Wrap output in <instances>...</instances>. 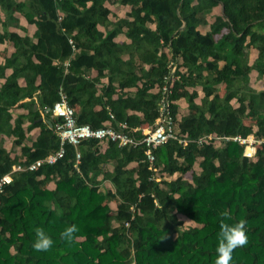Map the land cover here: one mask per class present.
<instances>
[{"label":"trees","instance_id":"trees-1","mask_svg":"<svg viewBox=\"0 0 264 264\" xmlns=\"http://www.w3.org/2000/svg\"><path fill=\"white\" fill-rule=\"evenodd\" d=\"M107 1L130 6L129 42L115 41L124 22L110 18ZM217 6L221 13L202 34L199 27ZM20 17L36 25L33 37L11 29ZM5 42L15 51L0 63V178L58 149L50 109L61 90L78 106L80 124L153 126L172 61L179 78L171 107L179 135L190 141H168L151 163L143 144L108 141L103 149L88 140L78 148L67 145L54 164L15 171L0 193V264H214L221 220L246 221L248 241L233 249L230 264H264V142L253 158L235 141L197 142L210 134L264 140V87L250 84L253 71L264 79V0H0V43ZM243 45L257 51L251 64ZM91 69L109 79L98 95L85 76ZM139 83L129 95L130 108L115 104L116 87ZM183 98L189 111L181 113ZM16 106L29 112L12 121ZM27 120L41 127L31 144L23 127ZM6 136L14 138L11 150ZM18 147L22 155L16 159L12 152ZM50 180L53 189L46 186ZM180 215L194 225L186 226ZM73 224L71 239L62 237ZM37 227L53 240L47 250L32 247Z\"/></svg>","mask_w":264,"mask_h":264},{"label":"built area","instance_id":"built-area-1","mask_svg":"<svg viewBox=\"0 0 264 264\" xmlns=\"http://www.w3.org/2000/svg\"><path fill=\"white\" fill-rule=\"evenodd\" d=\"M73 42V40H70ZM170 73L165 75V82L160 86L161 97L159 99V115L153 126L138 127L131 129L127 122H120L114 126L111 120L105 122L101 127H93L90 124H80L77 119V112L73 105L69 103L68 96L64 91H60V99L50 109L51 115L55 118L54 128L59 136V147L56 151L49 153L44 158H40L33 163L23 166L16 165L12 170L0 178V193L3 192L6 184L12 181V173L19 170H35L44 164H54L64 157L67 145L71 144L78 148L83 142L96 140L99 145L105 142H116L121 147H135L140 144L146 146L147 159L153 163L155 160V150L170 140H178L186 145L189 138L179 135L177 119L173 115L171 107V95L173 93L174 81L179 78L176 73L177 66L174 61L169 64ZM113 117V114H111ZM141 131V137H137L135 132ZM235 141L245 145V155L253 158L257 152L258 144L264 142L255 138L254 135L243 136L241 134L231 136H218L216 134L201 136L197 142L199 144L213 142L215 144ZM77 164L80 162L81 153L77 151Z\"/></svg>","mask_w":264,"mask_h":264},{"label":"crops","instance_id":"crops-1","mask_svg":"<svg viewBox=\"0 0 264 264\" xmlns=\"http://www.w3.org/2000/svg\"><path fill=\"white\" fill-rule=\"evenodd\" d=\"M105 5H107L108 7L111 8V14H110V18L114 21H117V20H122L124 22V28H123V31L120 32L118 34V36L115 38V41L119 42V43H126V42H129L130 41V38L128 37L127 35V31H128V28L127 26L125 25V22H129V21H133V17H131L129 15V12H130V6L128 5H122V7H126L127 9L125 11H119V8H116L117 10L112 9V7L110 6L111 3L110 2H106ZM221 13V7L220 6H217V7H214L212 12L210 13V15H208L207 19H208V23L206 25H202L199 27V31L202 33V34H205L207 31H209L211 29V24L214 20V17L216 14H220ZM151 27H154V24H152ZM12 30H14L15 32L19 33L20 35H29L31 37L34 36V33L36 31V25L35 24H31L29 23L24 17H20V23H19V26H16V27H11ZM100 29L102 31H105V28L103 26H100ZM166 50L168 51L169 49L166 48ZM15 51V48L14 46L12 45V43H9V42H5V43H0V63L3 64V62ZM242 55L244 57V60L246 62H248L249 64L253 63V61L255 60V58L257 57V51L252 48V47H247L246 45H243L242 46ZM127 58V56L125 57ZM68 64V61L65 62V66ZM149 65L148 64H145V68H148ZM66 72H67V69H65ZM12 73V69L11 68H8L6 70V74L7 75H10ZM257 72L253 71L251 73V77H250V84L254 87L253 83H251V80H252V74H254ZM86 78H88L92 83H94V86L95 88L97 89V95L102 92V90L105 88V86L108 84L109 82V79L107 76H102V77H99L98 76V71L96 69H91L88 73H86ZM5 79H2V81L4 82ZM259 80H262L264 81V79H259ZM19 83L21 85H26V81L24 78H20L19 79ZM142 84L139 83L138 86H130V87H127L125 89H121L119 87H116V92L113 94V98H114V101H115V104L117 106H121V107H125L126 109L130 108L131 107V104L132 102H129V95H133L139 86H141ZM264 87V86H263ZM257 88V87H256ZM262 88V87H260ZM191 91H193V88H190ZM156 91H158V87H155L153 89H151L149 91L150 94H153L155 93ZM197 91L199 93V98L196 99V101L198 103L201 102V97H203L204 95V92L202 90V88L199 86L197 88ZM224 91V85H221L220 87V93ZM89 92L92 93L93 92V88L90 87L89 89ZM106 99V98H105ZM236 102L234 101V104ZM179 105H180V110H181V113L182 112H187L189 111V107H188V103L186 101V99H182L179 101ZM237 105V103L235 104ZM99 109V107H97ZM110 109V108H109ZM76 110L78 111V106H76ZM29 112V109L28 108H25V107H20V106H16L14 107L13 109H11V114H12V121H14L16 119V117H18L19 115H26L27 113ZM42 119L46 120V116L45 114L42 112ZM55 119V118H54ZM56 120V119H55ZM46 121H48L51 125L52 123L47 119ZM107 122V121H106ZM31 122L29 120H27L24 124H23V127L25 128L26 130V135L28 136V138L31 139V141L29 142V144L32 143V141H34L38 135L40 134L41 132V127L40 126H34V127H31ZM14 138L12 137H7L6 136V140H5V147L9 150L12 149V142H13ZM104 149V147L106 146V142L103 143L101 145ZM20 155L21 154V150L19 149H16V151H13L12 152V156L16 159H19L20 158ZM109 168H112V166H109ZM104 184L106 186H109L111 188H113V185L111 183V181L109 180H105L104 181ZM46 186L50 189H53L55 188V182L53 180H50L46 183ZM114 204V203H112ZM111 204V205H112ZM113 207V205H112Z\"/></svg>","mask_w":264,"mask_h":264},{"label":"clouds","instance_id":"clouds-1","mask_svg":"<svg viewBox=\"0 0 264 264\" xmlns=\"http://www.w3.org/2000/svg\"><path fill=\"white\" fill-rule=\"evenodd\" d=\"M244 220H238L234 223H229L226 220H221L219 233L215 248L214 264H230L233 249L243 246L247 243L248 237L246 234ZM77 231L75 224L68 226L61 233V236L66 239H71L72 234ZM53 243L52 238L46 232L37 227L35 229V239L32 247L39 251L47 250Z\"/></svg>","mask_w":264,"mask_h":264},{"label":"rangeland","instance_id":"rangeland-1","mask_svg":"<svg viewBox=\"0 0 264 264\" xmlns=\"http://www.w3.org/2000/svg\"><path fill=\"white\" fill-rule=\"evenodd\" d=\"M110 6L112 7L113 11L114 9L117 10L116 8H119V11H125L127 9L126 7H122L121 4H111ZM252 77L253 78L251 80V83H253L254 87L260 88L264 86V81L259 80L256 73L252 74ZM112 205L113 207H115L114 204ZM180 218L184 221L186 226L194 225V223L191 220H189L187 217L180 215Z\"/></svg>","mask_w":264,"mask_h":264}]
</instances>
